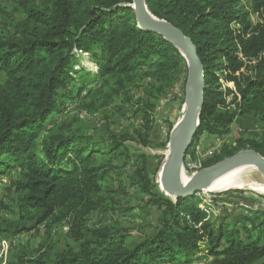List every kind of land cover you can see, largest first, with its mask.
I'll return each instance as SVG.
<instances>
[{
  "label": "trees",
  "instance_id": "obj_1",
  "mask_svg": "<svg viewBox=\"0 0 264 264\" xmlns=\"http://www.w3.org/2000/svg\"><path fill=\"white\" fill-rule=\"evenodd\" d=\"M247 2L248 8L242 0H146L154 16L192 39L205 67L204 106L193 142L205 133H229L239 118L252 116L264 124V0ZM132 3L48 0L42 8L28 10L18 23L17 38L0 36V71L5 74L0 83V180L17 167L19 176L12 184L22 212L33 210L37 217L31 218L38 224L71 214L79 227L76 247L54 259L41 255L35 262L193 264L204 242L212 260L203 264H264V211L240 224L214 226L196 195L174 201L154 191L145 157L136 165L135 184L148 196L147 203L161 209L156 230L133 245L107 229L93 230L92 237L82 234L86 215L104 200L102 182L113 168L98 155L105 149L123 154L128 137L112 135L104 145L71 130L67 121L46 125L54 112H62V92L82 66L77 53H88L98 66L95 72L81 67L86 75L113 76L119 84L120 78L131 80L144 68L160 80L169 73L175 79L186 65L171 42L138 27L133 8L127 6ZM147 111L143 130L149 132ZM243 149L264 156V135L239 139L238 146L226 147L205 167Z\"/></svg>",
  "mask_w": 264,
  "mask_h": 264
},
{
  "label": "rangeland",
  "instance_id": "obj_2",
  "mask_svg": "<svg viewBox=\"0 0 264 264\" xmlns=\"http://www.w3.org/2000/svg\"><path fill=\"white\" fill-rule=\"evenodd\" d=\"M46 2L48 0H0V36L17 38L20 33L18 23L27 18L28 10L42 8ZM242 2L250 7L247 0ZM252 19L255 22L258 16L254 13ZM77 54L82 66L78 67L76 78L69 83L67 90L62 92V112H54L46 125L50 128L57 121H67L71 130L91 135L104 145L112 135L128 137L124 141L123 154L105 149L98 155L101 161L112 162L113 168L102 182L100 195L104 200L86 215L82 234L92 237L93 230L107 229L115 236L125 237L127 243L133 245L156 230L161 215V209L147 203L148 196L135 184L136 165L142 157L147 159L153 190L163 194L160 167L167 156L173 128L185 111L187 61L175 79L173 73H169L160 80L144 68L131 80L120 78L122 83L119 84L120 81L113 76L96 78L92 73L95 72V62L90 55L80 51ZM81 67L92 74L86 75ZM87 78L88 81L84 82ZM4 80L5 74L0 71V83ZM222 83L233 88L231 82ZM146 109L150 115L149 132L143 130ZM205 134L192 143L184 160L182 168L188 179L205 168L207 162L219 157L226 147L238 146L239 139L260 140L264 135V124L252 116L239 118L225 135ZM18 176L19 169L12 167L10 173L0 180V241H11L7 256H0V264H37L35 261L41 255H45V259H54L69 246L76 247L79 227L74 225L71 214L38 224L37 218H31L37 217L33 210L30 215L20 210L12 184ZM257 183H263V178L257 170L250 168L234 178L228 187L206 188L195 198L207 211L214 226L240 224L244 217H253L255 211H264V192L252 188ZM201 247L193 264L212 260L204 242ZM160 264L169 263L161 261Z\"/></svg>",
  "mask_w": 264,
  "mask_h": 264
},
{
  "label": "water",
  "instance_id": "obj_3",
  "mask_svg": "<svg viewBox=\"0 0 264 264\" xmlns=\"http://www.w3.org/2000/svg\"><path fill=\"white\" fill-rule=\"evenodd\" d=\"M127 6L133 8L139 28L161 35L181 54L180 49L185 51L188 69L186 85L190 94L186 97L185 112L171 133L170 152L160 167V185L172 195L171 199L175 201L179 197H194L209 186L220 173L236 166L254 164L264 170V156L256 150L243 149L193 173L185 185L180 183L178 173L192 146L204 106L205 67L192 39L172 23L154 16L148 9L146 0H133V3Z\"/></svg>",
  "mask_w": 264,
  "mask_h": 264
},
{
  "label": "bare ground",
  "instance_id": "obj_4",
  "mask_svg": "<svg viewBox=\"0 0 264 264\" xmlns=\"http://www.w3.org/2000/svg\"><path fill=\"white\" fill-rule=\"evenodd\" d=\"M180 51L182 52V54L185 56V51L183 49H180ZM190 94V89H187V97H189ZM186 108V105H185ZM185 112V111H184ZM171 149V144H168V148L166 151V155H168V153L170 152ZM167 157V156H166ZM165 160V159H164ZM255 169L257 170L260 175L263 178V183H257V184H253L252 188L264 192V170L260 169L258 166L254 165V164H246V165H240V166H236L234 168H231L227 171H224L222 173H220L211 183L209 186H207V190H217V189H223L226 188L230 185V183L234 180V178H236L239 174H241L244 170L246 169ZM178 178L181 184L185 185L189 179L187 178V176L184 174L183 168L181 167L178 173ZM159 180H160V176H159ZM162 187V186H160ZM204 188V189H206ZM162 190H164L165 194L168 195L171 198V194H169L164 188H161Z\"/></svg>",
  "mask_w": 264,
  "mask_h": 264
},
{
  "label": "built area",
  "instance_id": "obj_5",
  "mask_svg": "<svg viewBox=\"0 0 264 264\" xmlns=\"http://www.w3.org/2000/svg\"><path fill=\"white\" fill-rule=\"evenodd\" d=\"M82 52V51H80ZM95 68L93 69L94 71H97L98 70V66L96 65L95 63ZM11 245V241H6V240H3V241H0V256L3 257V256H7L8 254V249Z\"/></svg>",
  "mask_w": 264,
  "mask_h": 264
},
{
  "label": "crops",
  "instance_id": "obj_6",
  "mask_svg": "<svg viewBox=\"0 0 264 264\" xmlns=\"http://www.w3.org/2000/svg\"><path fill=\"white\" fill-rule=\"evenodd\" d=\"M206 135V134H205ZM205 135H203V136H205Z\"/></svg>",
  "mask_w": 264,
  "mask_h": 264
}]
</instances>
